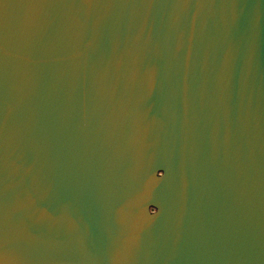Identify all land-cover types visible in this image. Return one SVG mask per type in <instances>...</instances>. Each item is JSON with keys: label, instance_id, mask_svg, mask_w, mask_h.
Instances as JSON below:
<instances>
[{"label": "water", "instance_id": "obj_1", "mask_svg": "<svg viewBox=\"0 0 264 264\" xmlns=\"http://www.w3.org/2000/svg\"><path fill=\"white\" fill-rule=\"evenodd\" d=\"M0 264H264V0H0Z\"/></svg>", "mask_w": 264, "mask_h": 264}]
</instances>
